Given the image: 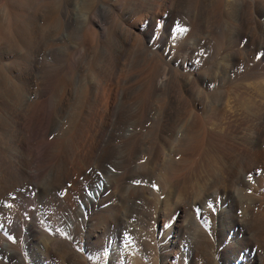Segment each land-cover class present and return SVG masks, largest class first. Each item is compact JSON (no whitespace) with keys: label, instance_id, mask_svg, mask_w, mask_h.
<instances>
[{"label":"rangeland","instance_id":"rangeland-1","mask_svg":"<svg viewBox=\"0 0 264 264\" xmlns=\"http://www.w3.org/2000/svg\"><path fill=\"white\" fill-rule=\"evenodd\" d=\"M231 1L61 0L73 20L61 29L45 27L52 16L39 22L28 53H10L27 83L3 92L0 107V238L14 250L0 264H264V0H237L236 27L224 17ZM202 8L199 30L192 18ZM87 18L95 41L85 40ZM19 116L30 121L23 148ZM99 181L109 183L99 203L80 211Z\"/></svg>","mask_w":264,"mask_h":264},{"label":"bare ground","instance_id":"bare-ground-1","mask_svg":"<svg viewBox=\"0 0 264 264\" xmlns=\"http://www.w3.org/2000/svg\"><path fill=\"white\" fill-rule=\"evenodd\" d=\"M104 2V1H103ZM241 2V1H240ZM223 3H225V2H223ZM238 4H239V2L237 1V0H233V1H231V2H229V3H227V5H225V8H227V11H225V15H224V17L226 18V19H229V21H230V25L232 26V27H236V25H238L239 23H240V19H238V18H236V12H235V9L237 8V6H238ZM241 4H242V2H241ZM216 5H217V8H219L220 6H222L221 5V2H219V1H217L216 2ZM243 6L247 9L246 11H248V14H247V16H246V18H245V22L246 23H248V22H250L253 18L251 17V6H250V4L249 3H243ZM223 8H224V5L222 6ZM219 8V9H222V12H218L217 13V10H216V13L219 15L218 16V18H220V17H222L223 16V11H224V9L223 8ZM214 10V9H213ZM209 11V10H208ZM205 9L204 8H202V9H200V10H197V12L194 14L195 15V17H193L192 18V26H197V29H199V30H202L203 28H204V24H203V22H204V18H205ZM211 12V11H210ZM67 13H68V11H67ZM67 13H65V12H63V9L61 8V0H0V107H3L4 108V106L6 105V102H5V97L3 98V92H5V91H7L10 87H12V88H16V83L17 82H20L21 84H26L27 83V79L24 77V75L23 74H21V73H19V72H17V71H14L13 69H12V67H11V62L9 61V59H10V53L11 52H14V51H16V52H21V53H28L27 51H24V50H26V49H28L29 50V47H30V45L32 44V42H33V40L36 38V36L38 35V32L42 29V28H49L50 29V27H55V28H60L61 29V27L63 28V27H65L66 25H67V23H69L70 21H72L73 20V18L71 17V15H69V14H67ZM208 13V12H207ZM246 13V12H245ZM210 14V13H209ZM213 15V14H212ZM241 15V14H240ZM51 16L54 18V22H51L50 21V23L47 25V26H39L38 25V23L39 22H41V23H44V20H46L47 18H49V20H50V18H51ZM209 16V15H208ZM88 19V21L86 20V22H87V27H86V32H85V40H90V41H92L93 40V38H94V41H95V33L97 32V30H96V32H95V24H94V22L95 21H93V19L92 18H87ZM215 19H217L216 18V16H215ZM215 19H214V21H215ZM221 20V19H220ZM209 21V20H208ZM213 21V22H214ZM210 22V21H209ZM219 22V21H218ZM217 23V22H216ZM227 23H229V22H227ZM100 24V23H99ZM103 24V23H102ZM245 24V23H244ZM98 25V24H97ZM218 27V26H217ZM67 28V27H66ZM69 28V27H68ZM104 27H102L101 29H103ZM247 29V28H246ZM197 31V30H196ZM218 31V30H217ZM103 32H104V29H103ZM223 32V31H222ZM40 33V32H39ZM63 33V32H62ZM61 33V34H62ZM66 33V32H65ZM234 33V32H233ZM229 34V33H228ZM263 34V33H262ZM67 35V34H66ZM100 35V34H99ZM145 35V34H144ZM223 35V34H222ZM58 36V35H57ZM219 36V35H218ZM243 36V35H242ZM41 37V36H40ZM62 37H64L63 35H62ZM66 37V36H65ZM100 37V36H99ZM102 37V36H101ZM194 38V37H193ZM223 38V37H222ZM243 38V37H242ZM222 40V39H221ZM223 42V41H222ZM239 42H241V41H239ZM48 44V43H47ZM239 44V43H238ZM38 46V45H37ZM44 46V45H43ZM224 46V45H223ZM36 47V46H35ZM41 47V46H40ZM196 47V46H195ZM209 47V46H208ZM38 48V47H37ZM197 48V47H196ZM206 48V47H205ZM51 51V50H50ZM56 51V50H55ZM196 51V50H195ZM35 52V51H34ZM229 52V51H228ZM219 54V53H218ZM40 55V54H39ZM54 55V54H53ZM31 56V55H30ZM238 57V56H237ZM61 58V57H60ZM59 58V59H60ZM79 58H81V57H79ZM57 60V61H55V63H54V65L52 66V75L54 76V77H58V78H60L61 76H62V74H63V72H64V70H65V66L63 65V63H62V61L61 60ZM28 60V59H27ZM31 60V59H30ZM9 61V62H8ZM239 61V60H238ZM25 62V61H24ZM19 63V62H18ZM49 63V62H48ZM35 64V63H34ZM40 64V63H39ZM16 66H18V64H16ZM24 66V65H23ZM36 66V65H35ZM20 67V66H19ZM22 67V66H21ZM20 67V68H21ZM82 67V66H81ZM17 68V67H16ZM23 68V67H22ZM232 69V68H231ZM80 70V69H79ZM27 71V70H26ZM51 80V79H50ZM59 81V80H58ZM67 84V83H66ZM160 84V83H159ZM33 85V84H32ZM31 85V86H32ZM161 85V84H160ZM159 85V86H160ZM27 86H28V84H27ZM65 86H67V85H65ZM31 88V87H30ZM100 88V87H99ZM157 86H156V84H154V83H152L151 84V89L153 90V91H156L157 90ZM35 89V88H34ZM40 89V88H39ZM98 89V88H97ZM105 89V88H104ZM103 90V89H102ZM102 90H100V91H102ZM100 91H97V92H100ZM104 92V91H103ZM108 93V92H107ZM35 95V94H34ZM99 95V94H98ZM97 95V96H98ZM100 95H101V92H100ZM93 96V95H92ZM103 96V95H102ZM17 97V96H16ZM15 97V98H16ZM25 97V96H24ZM116 97V96H115ZM8 99V98H7ZM18 99V98H17ZM94 99L95 98H93V100L92 101H94ZM100 98H98V100H99ZM106 99H107V101H106V104L108 105L107 107H111V105L112 104H114L113 103V101L115 102V99H114V95L112 94V93H108V94H106ZM9 100V99H8ZM15 100V99H14ZM24 100V99H23ZM97 100V99H96ZM13 101V100H12ZM11 101V102H12ZM18 101V100H17ZM45 101H47V100H45ZM89 101V100H88ZM104 102V101H103ZM102 102V103H103ZM18 103V102H17ZM7 104H8V102H7ZM10 104V103H9ZM18 105V104H17ZM21 106V105H20ZM105 106V105H104ZM13 107V106H12ZM18 107V106H17ZM22 107V106H21ZM32 108V107H31ZM126 108V107H125ZM10 109V108H9ZM14 109V108H13ZM118 109V108H117ZM119 109H121L120 107H119ZM18 110H19V107H18ZM112 110H114V109H112ZM1 111H4V110H1ZM8 111V110H7ZM26 111V116H27V114H29L30 113V111H28L27 112V110H25ZM7 112H5L4 114H6ZM100 113V112H99ZM118 113V112H117ZM17 114V113H16ZM101 114H103V113H101ZM2 115V114H1ZM13 115V114H12ZM12 115H11V121H13L12 120ZM19 115V114H18ZM30 115H31V113H30ZM114 115H116L115 113H114ZM24 116V115H23ZM35 117V116H34ZM9 118V117H8ZM31 118H32V116H31ZM55 118V117H54ZM115 118V117H114ZM53 119V118H52ZM51 119V120H52ZM75 119V118H74ZM31 120V119H30ZM55 120V119H54ZM54 120H53V122H54ZM101 120V119H100ZM0 121H1V119H0ZM57 121V120H56ZM105 121V120H104ZM103 121V122H104ZM111 121V120H110ZM8 122H9V120H8ZM101 122V121H100ZM99 122V123H100ZM106 122V121H105ZM1 123V122H0ZM16 126H17V131H16V134H15V139H14V142H15V144L18 146V147H20V148H23L24 146H25V144H26V142H28V140L30 139V131L28 130V129H26V126H28L27 124L28 123H30V121L29 122H27L26 121V118L25 117H21V116H19L18 117V119L16 120ZM98 123V124H99ZM111 123V122H110ZM33 124V123H32ZM47 124V123H46ZM78 124V123H77ZM90 124V123H89ZM107 124V123H106ZM264 125V124H263ZM1 126H2V124H1ZM31 126V125H30ZM48 126V125H47ZM51 126V125H50ZM94 126V125H93ZM98 126V125H97ZM106 126V125H105ZM15 127V126H14ZM29 127V126H28ZM27 127V128H28ZM49 127V126H48ZM47 127V128H48ZM77 127V126H76ZM99 127V126H98ZM106 128H108V127H106ZM258 128H259V126H258ZM95 129H96V127H95ZM98 129V128H97ZM57 130H58V127H57ZM79 130H80V128H79ZM104 130V129H103ZM110 130V129H109ZM109 130H108V133H109ZM32 131V130H31ZM96 131V130H95ZM34 132V131H33ZM58 132V131H57ZM61 132V131H60ZM105 132H106V129H105ZM258 132V131H257ZM93 133H95V132H93ZM92 133V134H93ZM33 134V133H32ZM72 134V133H71ZM91 134V136H92V138L94 137V138H96V136H97V134H94V135H92ZM187 134H188V132H187ZM187 134H186V137H187ZM36 135V134H35ZM10 136V135H9ZM8 136V137H9ZM88 136V135H87ZM33 137H35V136H33ZM32 137V138H33ZM3 138V137H2ZM2 138H1V140H2ZM36 138V137H35ZM81 138V137H80ZM91 138V137H90ZM103 138H105L104 136H103ZM5 139V138H4ZM44 139H45V137H44ZM50 139H52V138H50ZM86 139V138H85ZM108 139V141H109V138H106L105 140H107ZM11 140V139H10ZM104 140V139H103ZM9 141V139L7 140V142ZM12 141V140H11ZM33 141V140H32ZM90 141V140H89ZM98 141V140H97ZM96 141V142H97ZM107 141V142H108ZM13 142V141H12ZM71 142V141H70ZM111 142V141H110ZM109 142V143H110ZM102 143V142H101ZM6 144V143H5ZM8 144H10V143H8ZM87 144V143H86ZM89 144V143H88ZM92 144V143H91ZM93 144H94V142H93ZM15 145V146H16ZM47 145V144H46ZM73 145V144H72ZM82 146H83V144H81ZM102 145V144H101ZM111 145V144H110ZM5 146V145H4ZM88 146V145H87ZM91 146H93V145H91ZM96 146V145H95ZM95 146L93 147V148H95ZM103 146H106V145H104L103 144ZM118 146V145H117ZM33 147V146H32ZM36 146H34V148H35ZM45 147V146H44ZM43 146H42V148L40 149V159L41 160H44V156H45V153H46V150L47 149H45ZM75 147V146H74ZM97 147V146H96ZM108 147V146H107ZM112 147V146H111ZM114 147V146H113ZM2 148H3V146H2ZM37 148V147H36ZM73 148V147H72ZM98 148V147H97ZM13 149H14V147H13ZM69 149V148H68ZM78 149V148H77ZM80 149V148H79ZM102 149V148H101ZM100 149V150H101ZM94 150H96V149H94ZM3 151V150H2ZM7 151H9V150H7ZM26 151V150H25ZM153 151V150H152ZM168 151L169 152H172V149H171V147H168ZM5 152V151H4ZM17 152V151H16ZM31 152H33L32 150H31ZM91 152V151H90ZM96 152V151H95ZM109 152V151H108ZM8 153V152H7ZM14 153V152H13ZM96 153H99V151L98 152H96ZM95 154V153H94ZM94 154H93V156H94ZM10 155V154H9ZM26 155V154H25ZM71 155L73 156V157H76L77 159L79 158V159H81L82 160V163L83 162H85V160H88V156L89 155H85V153L83 152H79L78 153V151H76V150H72V152H71ZM99 155H100V153H99ZM108 155V154H107ZM1 156V155H0ZM28 156V155H27ZM69 156V155H68ZM116 156V155H115ZM1 157H4V156H1ZM14 157V156H13ZM22 157V156H21ZM90 158V157H89ZM97 158V157H96ZM113 158V157H112ZM116 158H117V156H116ZM15 159V158H14ZM31 159V158H30ZM37 160V158H36V156H35V158H33V160ZM69 159V158H68ZM160 159V158H159ZM7 160V159H6ZM92 160V159H91ZM96 160V159H95ZM16 161V160H15ZM29 161V160H28ZM70 161H71V159H70ZM69 160H68V163L70 162ZM90 161V160H89ZM1 162V161H0ZM33 162H35V161H33ZM32 162V163H33ZM87 162V161H86ZM101 162V161H100ZM109 162V161H108ZM117 162V161H116ZM21 163V162H20ZM23 163V162H22ZM29 163V162H28ZM27 163V164H28ZM32 163H30V164H32ZM39 163V162H38ZM77 163H79V162H77ZM35 164H36V162H35ZM34 164V165H35ZM40 164H41V162H40ZM39 164V165H40ZM45 164H46V162H45ZM86 164V163H85ZM94 164V163H93ZM37 165V164H36ZM99 165V164H98ZM111 165H113V164H111ZM31 166V165H30ZM84 166V165H83ZM97 166V165H96ZM108 166H109V164H108ZM4 167V166H3ZM66 167H67V165H66ZM64 168V169H68V168ZM12 168V167H11ZM47 168H49L48 166H47ZM71 168V167H70ZM110 168H112V166L110 167ZM23 169V168H22ZM37 169H39V168H37ZM63 169V168H62ZM28 170H29V168H28ZM30 170H31V168H30ZM35 170V169H34ZM44 170H46V168L44 169ZM82 167L79 165V164H77V166H76V171H75V174H77V175H81V173H82ZM97 170V169H96ZM105 170V169H104ZM103 170V171H104ZM25 171V170H24ZM35 171H37V170H35ZM84 171V170H83ZM85 171H87V170H85ZM107 171V170H106ZM38 172V171H37ZM45 172V171H44ZM10 173V172H9ZM17 173V172H16ZM19 173V172H18ZM21 173V172H20ZM28 173V172H27ZM40 173V172H39ZM38 173V174H39ZM48 173V172H47ZM86 173V172H85ZM3 174V173H2ZM2 174H0V175H2ZM31 174H33L32 172H31ZM20 175V174H19ZM26 175V174H25ZM63 175V174H62ZM76 175V176H77ZM90 175V174H89ZM98 175V174H97ZM105 175V174H104ZM3 176V175H2ZM108 177L107 178H111L110 180H113L112 178L113 177H111V176H109V175H107ZM13 177V176H12ZM20 177V176H19ZM55 177H56V175H55ZM81 177V176H80ZM96 177V176H95ZM23 178V177H22ZM22 178H20V180H22ZM26 178H28L27 176L25 177V180H26ZM53 178V177H52ZM59 178V177H58ZM69 178H70V176H69ZM76 178V177H75ZM82 178V177H81ZM86 178V177H85ZM103 178V177H102ZM106 178V179H107ZM16 179H19L18 177L16 178ZM15 179V180H16ZM40 179V178H39ZM60 179V178H59ZM115 179H116V177H115ZM122 179V178H121ZM45 180V179H44ZM51 180V179H50ZM55 180V179H54ZM76 180V179H75ZM79 180V179H78ZM77 180V181H78ZM102 180V179H101ZM49 181V180H48ZM62 181V180H61ZM71 181V180H70ZM96 181V180H95ZM108 180H106V182H107ZM6 182V181H5ZM26 182V181H25ZM50 182V181H49ZM57 182V181H56ZM100 182V181H99ZM3 183V182H2ZM17 183H19V182H17ZM22 183V182H21ZM35 183V182H34ZM41 183H42V181H41ZM44 183V182H43ZM42 183V184H43ZM51 183H53V182H51ZM50 183V184H51ZM55 183V182H54ZM59 183V182H58ZM76 183V182H75ZM101 183V184H100ZM99 183V185H98V187H96L94 190H92V191H89V193L85 196V198H84V200H83V203H82V205L80 206V211H84V210H86V209H89L91 206H95L96 204H97V202H98V199H99V201H100V196H101V194H102V190H103V188L106 190L107 189V185L109 184V183H105V185L104 184H102V182H100ZM6 184V183H5ZM11 184V183H10ZM25 184V183H24ZM60 184V183H59ZM59 184H57L56 183V185H59ZM62 184V183H61ZM8 185V184H7ZM30 185V184H29ZM38 185V184H37ZM87 185H88V183H87ZM95 185V184H94ZM115 185V184H114ZM10 186H12V185H10ZM17 186H18V184H17ZM35 186V185H34ZM42 186H46V184L45 185H42ZM51 186H52V184H51ZM110 186V185H109ZM119 186V185H118ZM121 186V185H120ZM4 187H5V185H4ZM23 187H25V186H23ZM37 187V186H36ZM58 187V186H57ZM68 187V186H67ZM1 188H3V187H1ZM13 188H15V187H13ZM46 188H49V187H46ZM46 188H44L43 190L45 191V189ZM72 188V187H71ZM23 189V188H22ZM34 189V188H33ZM32 189V190H33ZM59 189V188H58ZM73 189V188H72ZM77 189V188H76ZM89 189V188H88ZM110 189V188H109ZM112 189V188H111ZM115 189V188H114ZM10 190V189H9ZM28 190V189H27ZM31 190V189H30ZM49 191H50V188L48 189ZM47 190V191H48ZM113 190V189H112ZM26 191V190H25ZM104 191V190H103ZM111 191V190H110ZM115 191H117V190H115ZM121 191V190H120ZM8 192V191H7ZM53 192V191H52ZM64 192V191H63ZM5 193V192H4ZM73 193V192H72ZM3 194V193H2ZM13 194H15V193H13ZM41 194V193H40ZM115 195H116V192L114 193ZM119 194V193H118ZM29 195V194H28ZM46 195H48V194H46ZM80 195V194H79ZM84 195V194H83ZM1 196V195H0ZM54 196V195H53ZM57 196V195H56ZM114 196V195H113ZM67 197V196H66ZM75 197V196H74ZM81 197V196H80ZM106 197V196H105ZM120 197V196H119ZM122 197V196H121ZM4 198V197H3ZM7 198V197H6ZM53 198V197H52ZM38 199V198H37ZM3 200V199H2ZM26 200V199H25ZM35 200V199H34ZM54 200V199H53ZM76 200V199H75ZM78 200V199H77ZM105 200V199H104ZM111 200V199H110ZM118 200V199H117ZM37 201V200H36ZM49 201V200H48ZM74 201V200H73ZM23 202H25L24 200H23ZM55 202V201H54ZM76 202V201H75ZM108 202V201H107ZM115 202V201H114ZM31 203V202H30ZM50 203H52V202H50ZM56 203V202H55ZM80 203V202H79ZM99 203V202H98ZM112 203V202H111ZM21 204V203H20ZM59 204V203H58ZM101 204H103V203H101ZM116 204H118V203H116ZM132 204V203H131ZM2 205V204H1ZM54 205V204H53ZM110 205V204H109ZM112 205H113V203H112ZM15 206V205H14ZM23 206V205H22ZM49 206V205H48ZM60 206V205H59ZM67 206V205H66ZM108 207V206H107ZM117 207V206H116ZM118 207H120V206H118ZM127 207H129V206H127ZM70 208H72V207H70ZM11 209V208H10ZM38 209V208H37ZM76 209V208H75ZM94 209V208H93ZM128 209V208H127ZM13 210V209H12ZM19 210V209H18ZM45 210V209H44ZM90 210V209H89ZM106 210H107V208H106ZM79 211V210H78ZM95 211H97V210H95ZM101 211V210H100ZM104 211V210H103ZM135 211V210H134ZM19 212H21V211H19ZM123 212V211H122ZM9 213V212H8ZM16 213V212H15ZM70 213V212H69ZM82 213H84V212H82ZM81 213V214H82ZM23 214V213H22ZM54 214V213H53ZM117 214V213H116ZM124 214V213H123ZM126 214V213H125ZM130 214V213H129ZM128 214V215H129ZM15 215V214H14ZM54 215H56V214H54ZM84 215V214H83ZM89 215H91V214H89ZM93 215V214H92ZM97 214H95V216H96ZM127 215V216H128ZM21 216V215H20ZM23 216V215H22ZM43 216V215H42ZM69 216V215H68ZM71 216V215H70ZM78 216V215H77ZM75 217V216H74ZM79 217V216H78ZM93 217V216H92ZM61 218V217H60ZM86 218V217H85ZM88 218V217H87ZM122 218H123V215H122ZM26 219V218H25ZM46 219V218H45ZM79 219V218H78ZM83 219V218H82ZM93 219V218H92ZM124 219H125V217H124ZM6 220V219H5ZM88 220V219H87ZM86 220V221H87ZM17 221H19V220H16V222ZM22 221V220H21ZM58 221V220H57ZM85 221V222H86ZM125 221V220H124ZM123 221V222H124ZM234 222H233V224L234 225H240L241 224V221L240 220H238V219H236V218H234V220H233ZM51 222V221H50ZM53 222H55V221H53ZM88 222V221H87ZM26 223V222H25ZM38 223H41L40 221L38 222ZM84 223V222H83ZM13 224H15V223H13ZM12 224V225H13ZM19 224V223H18ZM54 224V223H53ZM81 224V223H80ZM87 224V223H86ZM125 224L128 226V227H131L130 226V224L131 223H129V220H126L125 221ZM124 224V225H125ZM56 225H57V223H56ZM4 226V225H3ZM14 227H15V225H13ZM68 226H69V224H68ZM67 226V227H68ZM73 226H74V224H73ZM94 226V225H93ZM10 227V226H9ZM39 227V226H38ZM71 227H72V225H71ZM220 227V226H219ZM16 228V227H15ZM69 228V227H68ZM80 228H81V226H80ZM89 228H90V226H89ZM7 229V228H6ZM42 229V228H41ZM73 229V228H72ZM99 229H101V228H99ZM131 229V228H130ZM15 230V229H14ZM17 230V229H16ZM22 230V229H21ZM75 230V229H74ZM73 230V231H74ZM83 230V229H82ZM129 230V229H128ZM214 231L216 230V231H218L219 229H217V228H214L213 229ZM37 231V230H36ZM70 231V230H69ZM77 231V230H76ZM40 232V231H39ZM134 232H135V235H136V231H134V229H133V233H132V230H131V233H132V235L133 236H135L134 235ZM71 233V232H70ZM82 233V232H81ZM80 233V234H81ZM18 234V233H17ZM19 235V234H18ZM22 235V234H21ZM11 236V235H10ZM24 236V235H23ZM73 236V235H72ZM5 237V236H4ZM85 237V236H84ZM94 237V236H93ZM6 238V237H5ZM5 238H0V256H2V257H6V256H10V255H13V253H14V250H13V248H12V246H11V243H9V240H7V239H5ZM59 238V237H58ZM87 238V237H86ZM248 238V237H247ZM252 239H253V237H251ZM45 239V238H44ZM61 239H62V237H61ZM77 239V238H76ZM249 239V238H248ZM248 239H246V240H248ZM257 240V238L256 237H254V240ZM251 240V239H250ZM2 241V242H1ZM26 241V240H25ZM33 241V240H32ZM53 241V240H52ZM60 241V240H59ZM27 242V241H26ZM38 242V241H37ZM76 242V241H75ZM28 243V242H27ZM52 243V242H51ZM50 243V244H51ZM58 243V242H57ZM66 243V242H65ZM18 244V243H17ZM29 244V243H28ZM49 244V245H50ZM61 244V243H60ZM242 244V243H241ZM59 245V244H58ZM66 245V244H65ZM47 246V245H46ZM54 246V245H53ZM57 246V245H56ZM62 246V245H61ZM60 246V247H61ZM67 246H69V245H67ZM116 246V245H115ZM70 247V246H69ZM48 248V247H47ZM57 248V247H56ZM71 248V247H70ZM59 249V248H58ZM73 249V248H72ZM46 250V249H45ZM69 250V249H68ZM43 251V250H42ZM47 251V250H46ZM50 251V250H49ZM237 251V250H236ZM71 252V251H70ZM45 253V252H44ZM60 252H58V254H59ZM71 253H73V252H71ZM70 253V254H71ZM117 253V252H116ZM120 253V252H119ZM61 254H62V251H61ZM62 255H64V254H62ZM61 255V256H62ZM66 255V254H65ZM69 255V254H68ZM109 255V254H108ZM112 255V254H111ZM16 256H17V254H16ZM70 256H72V255H70ZM106 256V255H105ZM11 257V256H10ZM20 257H22V256H20ZM57 257V256H56ZM60 257V256H59ZM77 257V256H76ZM87 257V256H86ZM118 257V256H117ZM64 257H61V259H63ZM67 258V257H66ZM74 258V257H73ZM72 258V259H73ZM75 259V258H74ZM64 260V262H65V259H63ZM63 260H62V263H63ZM9 261V260H8ZM10 262H11V264H12V261L10 260ZM26 262V261H25ZM77 262V261H76ZM79 263V262H78ZM77 263V264H78ZM104 263L105 264H120L121 263V261H118V260H116V259H114V258H105L104 259ZM66 264V263H65ZM71 264V263H70ZM74 264V263H73ZM76 264V263H75Z\"/></svg>","mask_w":264,"mask_h":264}]
</instances>
